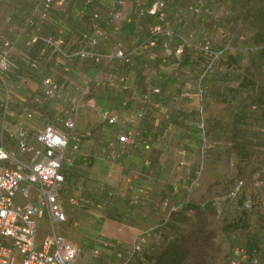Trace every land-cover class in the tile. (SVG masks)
<instances>
[{
  "label": "rangeland",
  "instance_id": "rangeland-1",
  "mask_svg": "<svg viewBox=\"0 0 264 264\" xmlns=\"http://www.w3.org/2000/svg\"><path fill=\"white\" fill-rule=\"evenodd\" d=\"M151 1H130L121 7L114 0H62L44 19H38L40 0H34L25 16L15 20L8 17L9 4H0V55L13 63L1 73L7 84L6 92L0 84L3 144L15 156H24L5 129L19 124L31 135L49 124L66 131L60 121L63 111L71 102L78 103L74 131L81 138V148L65 168L72 178L63 183L59 194L67 218L58 225L62 234L79 245L78 264L118 261L115 252L126 250L141 231L148 234L133 264L141 259L152 262L151 256L157 257L162 247L173 242L184 248L182 264H228L232 248L239 244L248 250L257 247L264 264V252L259 248L264 239V187L253 185L264 163V140L256 147L245 143L240 133L220 132L214 125L209 129L204 102L202 114L208 132L205 141L200 140L199 96L187 85L182 84L178 91L180 85L167 84L173 71L158 58L165 49L171 53L173 40L159 36L157 46L134 55L132 64L108 57L117 48L130 51L140 45L156 24L191 44L208 41L213 49L228 47L231 39L232 46L241 47L238 81L242 80L245 88L251 85L247 95L238 97L246 112L252 111L249 104L253 102L264 112V0H209L207 9L199 0H166L163 16H138V7L146 8ZM115 11L122 13V18L112 19ZM92 13H98L99 18L92 19ZM34 34L60 39L62 54L49 47L40 52V43L26 45ZM32 60L35 66L30 65ZM45 76L62 85L64 97L42 99L40 83ZM235 79L229 81V87L237 85ZM153 87L160 91L152 92ZM149 89L150 99L145 101L143 93ZM19 92L31 95L21 106L14 104L15 110L10 99H15L12 93ZM89 97L98 108L107 107L118 115L116 127L102 121L98 111L87 105ZM4 100L6 113L1 122ZM225 103L217 99L208 109L226 112L231 104ZM182 108L187 109L186 117L178 121L172 112ZM26 112L31 116L26 117ZM16 113L19 116L15 117ZM9 115L16 120L9 121ZM115 129L131 131L134 143L124 150L130 149L136 156L126 169L115 165L98 182L88 175L89 161L93 153L107 155L106 145L113 142ZM237 134L242 141L235 140ZM185 159L202 161L194 180L183 179L189 167ZM236 178H243L244 190L236 202H230L225 192ZM155 188L158 193L150 199L149 191ZM71 196L85 205L71 203ZM244 199L251 200V210L241 209ZM105 216L107 223L103 222ZM49 227L41 218L38 235ZM94 246L100 250L96 256L92 255Z\"/></svg>",
  "mask_w": 264,
  "mask_h": 264
},
{
  "label": "built area",
  "instance_id": "built-area-1",
  "mask_svg": "<svg viewBox=\"0 0 264 264\" xmlns=\"http://www.w3.org/2000/svg\"><path fill=\"white\" fill-rule=\"evenodd\" d=\"M130 1L141 0H114L118 6H124ZM207 0H199L202 5ZM62 0H40L38 19H44L48 10L53 5H60ZM166 0H152L151 4L144 8L139 6L138 16H163V8ZM122 18V13L115 11L112 19ZM98 13H92V19H98ZM118 29V27H116ZM159 35L171 39L173 31L156 24L149 29V35L140 45L130 51L117 48L108 57L118 60L122 64H132L134 55L148 50L156 45ZM183 40L195 50L201 51L208 59L204 71L209 70L210 65L223 49L214 50L208 41L203 44L191 45L184 38ZM40 43L43 48H52L56 53H60V39L51 40L37 35H30L25 41L28 46ZM6 45L7 42H4ZM183 44L175 49V54L182 51ZM79 54V52H78ZM98 59V55H96ZM35 66L34 61L30 62ZM13 67L12 61L5 55H0V84L2 89L7 91V84L3 80L1 73ZM120 81H124L121 77ZM125 84V83H124ZM126 86V85H124ZM157 92L158 89L153 90ZM42 99L62 98L64 89L61 84L45 76L40 83ZM151 93V92H150ZM147 92L144 98L150 94ZM6 100L2 107L6 113ZM87 105L98 111L99 118L106 124L116 127L118 115L107 107H97L93 97L87 99ZM78 103L71 102L67 109L63 111L61 125L66 131H60L52 125L45 124L41 130L28 135L26 128L22 125H14L7 133L14 140L15 148L24 156H15L13 152L5 147L0 136V264H78L79 245L73 238L62 234L58 230V225L67 218L66 211L59 198L61 188L64 183V174L68 165L72 164L75 152L81 148V138L75 133V116L78 112ZM10 114V113H9ZM26 117L31 113L26 112ZM202 118V115H201ZM202 140L205 141V125L203 121L199 125ZM3 124L0 123V134L3 131ZM115 138L124 146L134 143L131 131L120 132L115 129ZM111 154H114L111 149ZM253 185L264 187V163L257 170L253 179ZM244 190L243 178H236L225 192V197L230 202H236ZM71 203L84 206L85 202L75 196L70 197ZM165 204L167 202L165 201ZM253 207L250 199H244L241 209L249 211ZM41 218H44L50 227L38 235V227ZM77 225V220H73ZM147 231H141L133 239L126 250L119 249L115 252L118 261L110 264H133V259L138 254L146 242ZM103 244L107 241L98 238ZM259 248L264 252V239L259 243ZM100 253L97 246L92 248V255ZM148 260L142 259L138 264H149ZM257 247L248 250L244 245L239 244L232 248L228 258V264H261ZM88 264H97L90 262Z\"/></svg>",
  "mask_w": 264,
  "mask_h": 264
},
{
  "label": "trees",
  "instance_id": "trees-1",
  "mask_svg": "<svg viewBox=\"0 0 264 264\" xmlns=\"http://www.w3.org/2000/svg\"><path fill=\"white\" fill-rule=\"evenodd\" d=\"M205 2L202 5L200 4V6L203 7L204 9H207L208 5L205 4ZM263 21H264V17H263ZM226 27L227 25H225V29ZM227 30L228 29H226L225 31ZM159 36L168 39L163 35H159ZM158 40L156 42V45L151 47L150 50L157 46ZM169 40H173L175 43V46L172 48L171 53L167 52L165 49L161 55L159 56L157 55L161 63L168 64V67L173 71L172 76L167 78L164 77V78L167 79L166 82L170 86L174 85L176 87L180 85L178 86V91L182 89L180 87L183 84V85H187L188 90H192L197 96H199L200 104L197 106V110H196L197 130L199 134H201V129L199 125L200 122L203 121L205 125V132H208L206 128L207 127L206 120L204 117L201 118L204 108L202 102H204L203 98L206 96V94L213 93L216 99L223 101L225 100L226 102L230 103L231 101L234 100L237 94L243 96L247 95L251 87V85L247 86V88L242 87L241 85L243 81L242 80L238 81V76H236V74L238 75L237 67L239 66V50L241 49V47L232 46L231 39H229L230 43L228 47L221 48L223 49V52L215 59H213L209 70L204 71L208 59L201 51L195 50L192 47L188 46V44L183 40V37H181L177 33H174L173 37ZM203 43H205V40L201 41L199 45ZM180 44H183V49L180 53L175 54V49ZM191 45H195V44H191ZM214 50H219V49H214ZM183 74H185V77H182ZM233 77L236 78L235 80L237 82L236 81L235 82L237 85L229 87L228 83L230 80H232ZM155 88H157L158 91H160L158 87H153L151 90H154ZM151 90L149 89L148 91H145L143 93V98L144 95L147 92L150 93ZM149 99H150V94L148 95V97L145 98V101ZM259 106L260 105L255 102L249 104V108L252 111L258 109ZM168 116L169 114L164 115L165 118H168ZM202 138H203L202 135H200V140H202ZM172 209H175V207ZM109 212L110 211L107 210V213ZM165 219L168 220L169 216H167ZM172 241L173 240H171L170 242ZM159 252L160 253L157 257L154 256L150 257V258L153 257L152 259L154 260L149 264H182L185 254L183 246L181 244H176L174 242L162 247V249ZM140 261H142V259Z\"/></svg>",
  "mask_w": 264,
  "mask_h": 264
},
{
  "label": "crops",
  "instance_id": "crops-1",
  "mask_svg": "<svg viewBox=\"0 0 264 264\" xmlns=\"http://www.w3.org/2000/svg\"><path fill=\"white\" fill-rule=\"evenodd\" d=\"M8 5V8L10 9V14L8 17H10L12 20L15 19H21L25 15V12L27 11L28 7L34 3V0H0V4ZM7 17V18H8ZM15 97V99H10V101L13 103L10 104L11 107H13L15 110L17 109L16 105L21 106L22 103L28 99V97L31 95L29 92H19L16 94L12 93ZM240 96L237 94L233 101L226 102L225 104L230 105L228 106V110L226 112H216L215 110H209L208 107H212V102H217V99L215 98V95L213 93H207L204 97V103L206 105L207 114H209L208 118L206 119L209 125V129L212 125L216 129H218L220 132H229L231 135L240 133V136L242 137V140L245 143L249 142L252 146L259 147V144L262 143L264 140V112L260 111V107L258 109L246 112V109L242 106V101L239 99ZM197 100V99H196ZM234 102V103H233ZM210 104V106H209ZM235 104V105H234ZM216 105V104H215ZM224 105V104H223ZM216 108V106H213ZM10 114L12 112L9 111ZM187 109L182 108L181 110L172 112V115L175 117L176 120H180L186 117ZM19 116L17 113L15 117ZM5 117L3 108L1 110V122L3 118ZM15 117H7L9 121L16 120ZM190 117V116H188ZM202 114V118H203ZM145 131V130H144ZM235 137V140L238 142L241 140L240 136ZM156 136V133L155 135ZM241 140V141H242ZM124 145H122L120 142L117 141V139L114 136L113 142H110L106 145V148H108V153H110L111 149H113L114 154L109 155L107 153L106 156H103V154H97L95 155L93 153L92 157L90 158V166H88V175L90 178L95 179L96 181L100 182L105 179V174H109L110 170L114 168L115 165L122 166L123 169H126V167L129 165V162L131 160H134L133 157L136 155H133L132 152H130V149L124 150ZM130 147V146H129ZM141 153V152H140ZM184 162L189 164L187 175L183 179H189L194 180L195 179V172L197 164L202 161H195L192 159L184 160ZM71 173L65 172L64 174V183L66 181L71 182L72 176ZM65 185V184H64ZM152 197L150 199H153V196H155L157 192V189L150 190L149 191ZM110 193V192H109ZM148 196V195H147ZM149 197V196H148ZM149 199V198H148ZM151 201V200H150ZM106 216L103 220L104 223H107ZM81 225V223H80ZM138 228V227H137ZM105 232V231H104ZM39 235H41V232L39 230ZM79 263V259H78ZM81 264V262H80Z\"/></svg>",
  "mask_w": 264,
  "mask_h": 264
}]
</instances>
